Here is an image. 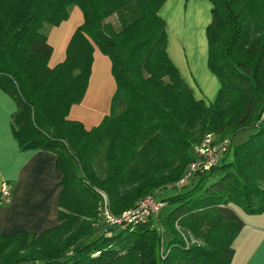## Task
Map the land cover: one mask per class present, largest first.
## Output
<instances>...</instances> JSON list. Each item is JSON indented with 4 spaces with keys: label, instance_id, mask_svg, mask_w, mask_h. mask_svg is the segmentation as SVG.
I'll list each match as a JSON object with an SVG mask.
<instances>
[{
    "label": "trees",
    "instance_id": "16d2710c",
    "mask_svg": "<svg viewBox=\"0 0 264 264\" xmlns=\"http://www.w3.org/2000/svg\"><path fill=\"white\" fill-rule=\"evenodd\" d=\"M166 1L0 0V89L17 104L13 133L23 151L57 156L63 187L59 224L35 236L0 232V264H232L245 228L237 209L264 213V0H211L209 66L221 81L211 106L169 57ZM73 6L83 24L51 67L42 29ZM96 48L116 91L110 114L87 130L68 117L85 98ZM208 135L229 150L180 188ZM148 196L168 206L165 227L159 216L106 227L101 204L120 216Z\"/></svg>",
    "mask_w": 264,
    "mask_h": 264
},
{
    "label": "crops",
    "instance_id": "0c3cea01",
    "mask_svg": "<svg viewBox=\"0 0 264 264\" xmlns=\"http://www.w3.org/2000/svg\"><path fill=\"white\" fill-rule=\"evenodd\" d=\"M97 79L103 80L110 89L115 87L111 61L98 48L94 52L85 100L74 105L68 117L81 122L87 130L98 126L106 115L97 112L100 110V104L96 101L98 94L93 93ZM17 109L16 102L0 89V189L4 182L13 186L11 202L0 201V232L10 235L24 231L35 236L59 224L62 174L57 169V156L54 153L23 151L20 148L12 126V116ZM239 215L245 228L235 242L236 253L232 264H264V213Z\"/></svg>",
    "mask_w": 264,
    "mask_h": 264
},
{
    "label": "rangeland",
    "instance_id": "374dc122",
    "mask_svg": "<svg viewBox=\"0 0 264 264\" xmlns=\"http://www.w3.org/2000/svg\"><path fill=\"white\" fill-rule=\"evenodd\" d=\"M212 9L213 3L211 0H167L160 9V16L167 24V51L169 57L178 68L183 80L189 85L194 98L205 102L207 106L215 103L221 89L219 77L209 66L207 28L212 20ZM83 21L82 11L77 6H73L69 9V18L60 26L47 24L43 27V34L49 35L47 36L48 41L54 48L51 63L49 61L50 66H55L65 60L69 42L76 29L83 24ZM111 21L116 22V19L113 18ZM63 40L66 41L64 44ZM96 82L97 85L93 93L98 94L96 101L100 104V110H97V112L100 115L110 114L112 99L116 91V82L115 87H112V89L103 80L97 79ZM245 136V134L240 135V140L245 139ZM239 138L236 137L235 142H238ZM193 153L195 157L191 165L197 159L194 151ZM191 165L187 169L186 176H189L192 180L195 175L191 173ZM189 180L185 183L181 181L180 188H183ZM237 210L240 214L244 213L241 209ZM168 213L169 208L165 206L159 214V219L164 227L166 226ZM157 226L162 231L161 226L159 224Z\"/></svg>",
    "mask_w": 264,
    "mask_h": 264
},
{
    "label": "built area",
    "instance_id": "2783aa9c",
    "mask_svg": "<svg viewBox=\"0 0 264 264\" xmlns=\"http://www.w3.org/2000/svg\"><path fill=\"white\" fill-rule=\"evenodd\" d=\"M230 142L227 139L217 140L213 135H208L193 151L196 154V161L191 165V173H205L220 164L224 155L229 150ZM190 173V174H191ZM189 176L182 180L185 183ZM13 186L9 182H4L0 189L1 203H10ZM165 203L158 201L153 196H148L133 210H129L120 216H115L108 202L101 204V217L106 227H122L126 224L145 223L153 217L159 216Z\"/></svg>",
    "mask_w": 264,
    "mask_h": 264
}]
</instances>
